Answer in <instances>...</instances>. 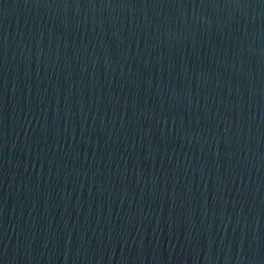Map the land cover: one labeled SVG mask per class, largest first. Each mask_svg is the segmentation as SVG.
<instances>
[{
	"label": "water",
	"instance_id": "1",
	"mask_svg": "<svg viewBox=\"0 0 264 264\" xmlns=\"http://www.w3.org/2000/svg\"><path fill=\"white\" fill-rule=\"evenodd\" d=\"M0 264H264V0H0Z\"/></svg>",
	"mask_w": 264,
	"mask_h": 264
}]
</instances>
